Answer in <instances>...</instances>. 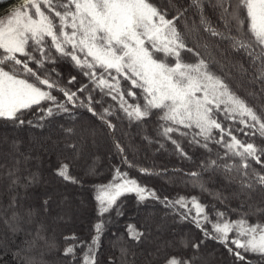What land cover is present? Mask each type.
<instances>
[{"label": "snow or ice", "instance_id": "snow-or-ice-1", "mask_svg": "<svg viewBox=\"0 0 264 264\" xmlns=\"http://www.w3.org/2000/svg\"><path fill=\"white\" fill-rule=\"evenodd\" d=\"M65 63L78 75L65 76ZM236 76L248 97L264 99V0H0V127L12 129L0 133V224L12 239L25 236L14 251L21 264H44L36 250H59L49 232L74 215L69 185L91 188L96 220L89 238L63 235L65 264H99L102 238L124 217L127 195L138 205L159 203L199 236L161 241L129 221L124 233L112 231L119 257L107 264H205L201 249L209 241L233 264H253L250 256L264 261V103L239 95ZM81 109L99 127L85 122ZM149 123L157 138L143 139L158 150L170 144L191 161L184 145L203 149L197 170H172L177 183L200 195L162 197L130 175L171 179L168 169L129 159L116 136L125 124L143 130ZM26 128L49 134L25 142L16 133ZM101 128L119 161L108 182L90 184L100 175L93 149ZM88 156L93 163L81 175ZM217 175L230 191L207 186ZM36 188L44 189L39 196ZM204 194L210 199L202 202ZM7 239L0 237V246ZM145 245L151 247L140 253Z\"/></svg>", "mask_w": 264, "mask_h": 264}, {"label": "trees", "instance_id": "trees-1", "mask_svg": "<svg viewBox=\"0 0 264 264\" xmlns=\"http://www.w3.org/2000/svg\"><path fill=\"white\" fill-rule=\"evenodd\" d=\"M159 3L160 0H157ZM181 3H186V0H180ZM171 15V14H170ZM180 24V21H177ZM203 51V50H202ZM187 59L192 62L195 60L190 53H183ZM247 67V65H245ZM60 71L65 75H78L76 70L68 64L59 65ZM79 80H83V77H79ZM236 82L240 83V87L236 88L239 95L248 99L250 104L254 106L258 103H264L262 100H253L251 97L246 95L245 88L246 85L240 80L239 76H236ZM236 82L233 83V87H236ZM59 95V94H57ZM111 102V101H109ZM99 107V106H97ZM80 117L85 122H91L99 127V122L91 117L86 110H79ZM60 123H66L64 117L56 118ZM121 130L116 133L118 139L121 140L122 145H125V151L129 155V159H134L136 163L143 167H151L157 170L168 169L171 179L164 180L160 177L155 176H141L137 171L129 169L131 176L138 178L142 183L147 184L149 187L156 189L158 195L175 197L177 194L183 195H200V193L191 188H185L183 183H177L179 179L178 174L172 173L173 169H183L185 171H195L197 170V165L200 160L206 155L203 149L194 148L187 144L184 145L185 150L192 155V160H181L172 151L171 145H166L167 151L163 149L158 150V145L153 143L149 144L143 139L144 135L150 136L156 139V125L154 123H149L143 130L137 129L135 126L128 127L126 124L120 126ZM0 133L12 134V129L7 127H0ZM27 142L28 138L32 135L37 137L46 136L49 134V130L40 132L34 129H24L16 133ZM51 134L55 139L58 135L56 131V126H52ZM238 138H243V134H239ZM98 146L93 149L95 159V164L100 175L94 177L90 180V184H99L108 182L111 178V165L118 163L119 157L114 155L115 148L110 136L107 134L106 130L100 129V135L98 136ZM260 141L257 140V143ZM214 148L216 146H213ZM81 167L78 169L81 175H83L84 168L89 164L93 163L91 156L85 157L81 160ZM255 167L259 168L258 165ZM205 181H208L209 174H205ZM209 188H225L224 179L217 175L212 177L207 185ZM44 189L36 188L34 190L35 195L39 196ZM60 191H64L63 188ZM230 191V189L225 188V192ZM65 195L72 204L74 210V215L67 222L59 221L54 224L53 228L50 229L49 234L54 236L55 240L58 242L59 250L56 249H39L36 250L33 255L38 259L41 258L44 264H65L64 258L62 256V249L64 247L63 235L71 232H76L78 235L89 238L91 234V225L96 220L95 213V202L93 200V192L90 187L85 189H80L69 185ZM5 201L7 197H4ZM125 203L123 204V211L125 213L122 218H115L116 222L110 227L109 231L105 233L101 241L99 264H107L108 257H119L118 248L113 247V237L111 235L112 231H117L118 233H124V228L126 222H135L137 227H143L147 225L151 229L153 237H160V240H172L180 238L195 240L199 236L198 230L194 225L190 223H176L172 216L166 215L165 209L155 201H148L145 204L138 205L136 202V197L134 195H127L122 198ZM210 198L204 194L201 195V200L208 201ZM236 202H232V206L235 207ZM219 206V205H218ZM0 237H8L6 242L0 246V264H21V261L14 255V251L18 246H21L25 239L23 234L17 235L14 239L11 238V234L4 228L3 224H0ZM127 239V236L124 237ZM151 245H145L144 247L138 249L140 253H144L145 248H149ZM201 255L204 257L205 264H233V258L229 257L224 249L211 241L207 242V247L201 249ZM252 259L253 264H257L256 257H249ZM235 264H242V262H235ZM264 264V261L260 262Z\"/></svg>", "mask_w": 264, "mask_h": 264}]
</instances>
